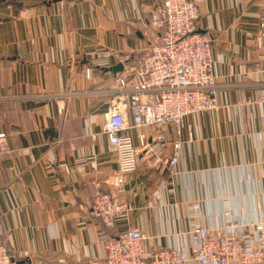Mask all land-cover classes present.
Segmentation results:
<instances>
[{"label":"crops","instance_id":"crops-1","mask_svg":"<svg viewBox=\"0 0 264 264\" xmlns=\"http://www.w3.org/2000/svg\"><path fill=\"white\" fill-rule=\"evenodd\" d=\"M158 1L0 0V223L17 261L89 264L129 227L147 250L188 245L193 205L212 225L225 199L243 220L264 223V0L201 3L217 108L187 116L175 168L169 146L163 162L148 155L126 176L127 222L110 229L92 214L93 196L117 183L118 155L103 133L110 68L159 37ZM140 132L152 129L128 131L137 145Z\"/></svg>","mask_w":264,"mask_h":264},{"label":"built area","instance_id":"built-area-1","mask_svg":"<svg viewBox=\"0 0 264 264\" xmlns=\"http://www.w3.org/2000/svg\"><path fill=\"white\" fill-rule=\"evenodd\" d=\"M203 1L159 0L150 9L159 37L141 53L116 55L124 68L108 92L103 123V133L118 155L116 190L99 191L91 200L92 214L110 229L127 222L134 210L122 189L126 176L136 172L148 155L155 164L163 162L169 146L173 151L167 163L175 168L187 116L218 106L213 36L197 25ZM144 127L152 132H140L137 145L128 131ZM7 149L8 135L0 130V150ZM223 202L220 222L212 225L201 221L200 207L193 205L191 244L147 250L142 231L129 227L109 236L104 256L89 264H264V223L243 220L229 199ZM4 234L0 223V264H13Z\"/></svg>","mask_w":264,"mask_h":264},{"label":"water","instance_id":"water-1","mask_svg":"<svg viewBox=\"0 0 264 264\" xmlns=\"http://www.w3.org/2000/svg\"><path fill=\"white\" fill-rule=\"evenodd\" d=\"M123 68H124V65H123V63L120 62L117 65H115L112 68H110V70L113 71L116 74L118 71L123 70ZM11 260H12L13 264H30L31 263L30 259L17 261V259H16V257L14 256L13 253H11Z\"/></svg>","mask_w":264,"mask_h":264},{"label":"rangeland","instance_id":"rangeland-1","mask_svg":"<svg viewBox=\"0 0 264 264\" xmlns=\"http://www.w3.org/2000/svg\"><path fill=\"white\" fill-rule=\"evenodd\" d=\"M151 30L157 31L156 28L152 25Z\"/></svg>","mask_w":264,"mask_h":264}]
</instances>
